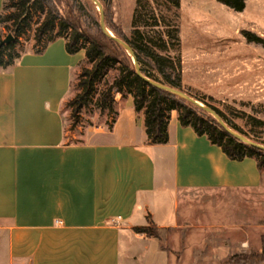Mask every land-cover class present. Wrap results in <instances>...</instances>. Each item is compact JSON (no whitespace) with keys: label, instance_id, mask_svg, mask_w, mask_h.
<instances>
[{"label":"crops","instance_id":"obj_1","mask_svg":"<svg viewBox=\"0 0 264 264\" xmlns=\"http://www.w3.org/2000/svg\"><path fill=\"white\" fill-rule=\"evenodd\" d=\"M84 58L59 38L0 70V264L4 256L9 264H138L141 246L170 264L156 239L133 228L148 216L175 224L165 208L170 201L177 221L181 190L258 189L262 170L182 126L174 110L169 141L153 144L130 101L113 128L69 142L62 109Z\"/></svg>","mask_w":264,"mask_h":264},{"label":"rangeland","instance_id":"obj_2","mask_svg":"<svg viewBox=\"0 0 264 264\" xmlns=\"http://www.w3.org/2000/svg\"><path fill=\"white\" fill-rule=\"evenodd\" d=\"M62 1L61 12L74 24L92 36L100 32V11L94 1L77 0L76 4L72 0ZM141 1L144 15L140 19L147 24L143 27L146 33L155 38L163 33L164 39H168L167 34L171 32L180 39L185 91L201 98L203 105L207 102L218 108L224 115H220L224 122L237 127L234 130L228 125L232 130L264 145V0H247L243 11H237L221 0H181L180 7L165 0ZM137 2L102 0L106 5L108 31L131 37ZM15 10L16 2L10 1L4 12L5 22L0 25V41L12 34L9 29L12 20L7 17ZM44 14L42 11L35 14L31 28L20 37L18 50L28 52L40 46L36 30ZM87 65L86 61L74 71L72 88L62 109L67 138L72 143L95 135L97 128L108 130L112 124L113 128L122 105L127 101L134 102L132 94L119 93L115 95L113 113L103 108L101 97L120 72L116 64L106 69L96 83L91 100L82 107L76 121L73 99L82 90L76 72ZM125 109L118 118L119 126L126 123L129 111ZM262 173L263 183L258 189L179 191L177 221L169 201L165 209L169 210L175 224L162 228L148 216L147 225L151 218L161 228L160 238H150L156 239L168 253L170 264H233L234 260L239 261L234 257L261 254L264 249V168ZM163 189L164 186L158 192ZM127 240L123 239L124 251ZM153 249L152 246L145 251L141 246L136 250L140 255L138 264H165L160 254L152 253ZM127 261L124 258L123 264ZM1 264H9L8 256L3 257Z\"/></svg>","mask_w":264,"mask_h":264},{"label":"trees","instance_id":"obj_3","mask_svg":"<svg viewBox=\"0 0 264 264\" xmlns=\"http://www.w3.org/2000/svg\"><path fill=\"white\" fill-rule=\"evenodd\" d=\"M10 1H15L17 6V10L7 17L12 20L9 29L14 35V40L0 47V69L5 70L12 67L26 53L24 50H18L17 45L20 44V37L25 35L28 29L31 28L35 14L40 11L45 12L44 18L36 30V38L41 47L37 46L32 51L43 53L48 45L59 38H64L69 53L75 54L82 50L85 52V58L79 63L78 68L86 61L89 63V65L82 67L81 71L76 72V75L79 74V85L82 88L73 99L76 121L79 119V112L82 107L91 100L96 90V83L106 73V69L118 64L119 75L101 97L104 109L113 113L115 95L119 93L132 94L136 110L144 112L146 132L153 144H166L169 141L168 126L171 113L173 110L177 111L182 126L192 127L198 135H206L211 143L221 147L227 156L233 160H243L248 157L256 159L259 169L263 170V149L244 142L228 132L221 123L210 116L212 114L201 107L167 90L158 88L142 78L136 70L134 58L131 54L122 45L107 36L101 25L100 32L95 36L84 31L83 28L74 24L67 15L61 12V8L64 7L62 0H4L0 12V25L5 22L4 12L10 5ZM72 1L74 4L78 2L77 0ZM100 1L102 2V0ZM165 1L172 2L176 7H180L181 4V0ZM221 1L237 11H243L247 0ZM104 6L106 7L105 4ZM143 15V4L141 0H138L133 22L134 30L131 37L117 32H115V35L125 40L133 48L141 72L146 78L185 91L182 82L183 72L182 59L179 53L181 46L179 37L171 32L167 34L170 36L168 39H164L163 33L159 38L149 35L143 30V27L147 26L140 19ZM185 92L204 104L198 96ZM205 104L224 117L218 108L207 102ZM115 120L116 118L113 123ZM228 125L237 130V127L230 122H228ZM112 126L113 124L111 128ZM149 222V225L136 226L134 230L148 237L160 238L161 228L156 226L151 218ZM234 259L239 261L234 260L233 264H264V249L261 254L244 255L234 257Z\"/></svg>","mask_w":264,"mask_h":264},{"label":"water","instance_id":"obj_4","mask_svg":"<svg viewBox=\"0 0 264 264\" xmlns=\"http://www.w3.org/2000/svg\"><path fill=\"white\" fill-rule=\"evenodd\" d=\"M92 1H94L98 5V7H99V11H100V23H101V27H102L103 32L107 36H109L110 38H112L113 40H115L116 42H118L120 45H122L131 54V56L134 58V63H135L136 70H137L138 74L142 78H145L148 82H150L151 84H153L154 86H156L158 88L167 90V91H169V92H171V93H173V94H175V95H177V96H179V97H181V98H183V99H185V100H187V101H189V102H191V103H193V104L201 107L205 111H207L210 114H212L213 116H215V118H217V120L224 126V128H226V130L228 132H230L234 136L238 137L242 141L247 142V143H249L251 145L257 146V147H259V148H261V149L264 150V145L256 144L253 141L249 140L247 137H245V136L237 133L236 131H234L230 127H228V125L224 122V120L222 119V117L213 108L201 104L198 100H196L194 97L190 96L185 91H182L180 89L173 88V87H170L168 85H165V84H163L161 82H158V81H155V80H151V79L146 78L142 74V72H141L140 64H139V61L137 60V57H136V54H135V51L133 50V48L125 40H123L122 38H120V37L112 34L110 31H108V28L106 26L105 9H104L103 3L100 0H92ZM13 39H14L13 35L12 34H9L6 39H3L0 42V47L2 45H4V44L10 43Z\"/></svg>","mask_w":264,"mask_h":264}]
</instances>
